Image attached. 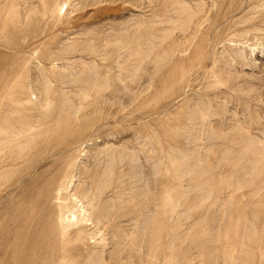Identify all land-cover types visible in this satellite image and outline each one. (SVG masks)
Listing matches in <instances>:
<instances>
[{"label": "rangeland", "instance_id": "374dc122", "mask_svg": "<svg viewBox=\"0 0 264 264\" xmlns=\"http://www.w3.org/2000/svg\"><path fill=\"white\" fill-rule=\"evenodd\" d=\"M40 1L0 0V19L5 17L0 20V85L8 77L6 72L11 81L8 102L5 98L7 119L19 130L20 120L29 116L37 127L31 135L35 142L17 158L15 167H9L14 172L9 170L0 187V264L7 260L9 264L13 254L33 246L32 238L45 235L46 230L48 235L54 232L50 238L72 249V260L102 250L105 262L88 264H161L173 252L186 264L188 240L183 238L197 237L199 228L194 219L201 163L207 162L212 173L221 170L219 164L225 167L222 172H234L232 167L238 166L237 173L244 174L247 184L244 190L250 193L246 200H257L254 191L264 186V19L260 17L264 0L244 3V10L232 18L238 21L248 13L245 18L251 17L243 24L251 25L250 30L237 38L233 51L223 43L213 44V0H90L68 15L77 2L72 0L62 13L64 24L53 29L44 20L36 21L43 6ZM48 1L56 10L64 0ZM238 2L234 0L232 7ZM32 4L34 9L27 10ZM4 5L13 7L8 15ZM181 75H186L182 84ZM218 124L226 132L223 141L214 139L209 129ZM55 173L60 179L71 176V182L57 191L59 198L51 203L49 197L48 201L43 194L36 195L43 181ZM216 177L211 179L214 185L207 186L212 188L210 201L225 196L217 195ZM87 183L93 188L88 195L84 193ZM72 194L77 200L69 198ZM237 194L228 209L222 201L210 206L216 212L214 230L191 244V264H204L200 246L206 239L215 245L217 238L236 235L232 228L221 237L216 231L223 210L230 213ZM261 194L264 201V188ZM90 197L94 200L88 205ZM60 199L62 204L57 206ZM80 205L88 209L84 217L89 212L94 216L78 225L81 230L70 226L75 222L72 211ZM258 205L252 210L263 207ZM98 207L110 212L97 225ZM10 208L17 209L16 215ZM185 210L190 220L185 219ZM257 214L263 217L264 211ZM16 228L19 235L8 242L7 230L14 233ZM248 234L254 241L251 251L264 244L263 225L249 224ZM153 244L162 256L158 260L149 254ZM232 246L231 250L238 247ZM208 258L205 264H214Z\"/></svg>", "mask_w": 264, "mask_h": 264}, {"label": "bare ground", "instance_id": "6f19581e", "mask_svg": "<svg viewBox=\"0 0 264 264\" xmlns=\"http://www.w3.org/2000/svg\"><path fill=\"white\" fill-rule=\"evenodd\" d=\"M63 1V0H62ZM61 1V2H62ZM72 0H64L61 5H57L58 8L55 10V9H51L49 4H48V0H44V1H40L43 3V6L41 4V15L37 14V17L39 16V18L36 20V21H42L44 20V22L46 23V25L50 26L52 29L54 27H56L58 24H64L63 23V17H62V13H63V10L65 5H69L70 2ZM90 1V0H77V2L75 4H71L73 5L72 9L70 10V13L71 14L73 11H77V10H80V9H83L85 8L88 4L87 2ZM234 0H213V4L211 5V7L214 9V20L211 24V27H210V31L211 33L213 34V44H217V45H220L221 43H223L224 47H227L229 50L233 51V47H237V45L239 43H234V42H239L240 39H237L241 36H244L247 34V32L250 30V26H243V24H246L247 21H249L251 19L250 18H245V17H248V14L244 15L243 17L239 18L238 21H232V18L235 16V14H238V10L242 9L244 10V3L250 1V0H239L238 4L236 7H232V3H233ZM58 2V1H57ZM56 2V3H57ZM51 3V2H50ZM40 4V3H39ZM58 4V3H57ZM31 5V4H30ZM33 5V4H32ZM244 5V6H243ZM34 6H31V8L29 7L27 10H31V9H34ZM56 6V7H57ZM248 6V5H247ZM40 7V8H41ZM52 7V5H51ZM55 7V8H56ZM4 11H6L7 15L8 13L11 12L12 10V6L10 7H7L4 5ZM36 8V7H35ZM3 10V8H2ZM22 10V9H21ZM67 10V9H66ZM1 11V10H0ZM241 11V10H240ZM13 12V11H12ZM22 12V11H21ZM26 11H23L22 14L24 13L25 14ZM27 13V12H26ZM67 13V12H65ZM260 13H262V11H260ZM4 15V13H2ZM23 14V15H24ZM29 14V13H28ZM263 15V16H262ZM260 15V17H262L264 19V13ZM5 16V15H4ZM8 17V16H7ZM6 17V18H7ZM36 17V16H35ZM34 17V18H35ZM5 19V17H2L1 19ZM33 18V17H32ZM33 18V19H34ZM247 20H245V19ZM0 19V20H1ZM8 19V18H7ZM66 20V18H65ZM29 21V20H28ZM35 21V20H34ZM207 21V20H206ZM6 22H8L6 20ZM65 22V21H64ZM13 23V22H12ZM16 23V22H15ZM68 23V22H67ZM229 36V37H228ZM235 44V45H234ZM259 48V47H258ZM256 50V48H255ZM254 50V51H255ZM259 50V49H258ZM256 52H258L256 50ZM260 52V51H259ZM262 52V51H261ZM233 56V55H232ZM257 56V55H256ZM3 72V71H2ZM1 73V72H0ZM6 76H8L6 79L4 78V80H1V85H0V187L2 185H5V181L7 180L6 176H8L9 174V170L13 171L14 172V168L13 170L12 169H9V167H15L16 165V161L17 158H20L25 150L27 148H29L28 146L31 144V143H34L35 142V138L34 136H31L32 135V130H33V127L36 129L37 127H35V125H33L28 118H30L28 115V117L25 118V116L23 117V120H16L17 122H20L21 124V129H16V127L12 128V124L10 125V121H8L7 117H9L7 115V103H6V100H7V96L9 95L8 93V87L11 83L10 79H9V72H6ZM3 75V74H2ZM4 76V75H3ZM215 76V75H214ZM186 78V75H181V77L179 78V82L182 84V80ZM1 79V78H0ZM176 81V83H178V81L176 79H174ZM220 80V79H219ZM170 81V80H169ZM185 82V81H184ZM11 88V87H10ZM10 91V90H9ZM45 91V90H44ZM6 98V100H5ZM26 100V99H25ZM44 100H46V97L44 98ZM48 101V100H47ZM8 102V100H7ZM9 112V111H8ZM37 116V115H36ZM35 121L37 122V120L35 119ZM14 122V121H13ZM16 122V123H17ZM23 123H25V125H23ZM39 123V122H38ZM15 124V123H14ZM18 124V123H17ZM19 125V124H18ZM16 125V126H18ZM29 125V126H28ZM28 126V127H27ZM48 126V125H47ZM49 128V127H48ZM206 128V127H205ZM210 129V132L211 134L213 135V138L216 139V140H221L223 141L224 137H225V134L226 132L221 128V126L218 124V126L214 127L213 125H211L209 127ZM48 131V130H47ZM36 132V131H34ZM47 134V132H45ZM42 134V133H41ZM228 135V134H227ZM231 137V136H230ZM228 137V138H230ZM46 138V136H45ZM227 138V136H226ZM225 138V140H226ZM24 139V140H22ZM206 139V138H205ZM228 141V140H227ZM49 141L47 140V143ZM200 142V141H199ZM204 142V141H203ZM225 142V141H224ZM223 142H220L218 143V146H221ZM80 145H83L80 143ZM79 145V146H80ZM31 147V146H30ZM39 148V147H38ZM79 148V147H78ZM32 149V148H31ZM75 149V148H74ZM34 150V148L32 149ZM37 151V149L35 150ZM39 151V150H38ZM29 152H32L31 150ZM13 154V155H12ZM31 154V153H30ZM38 154V153H37ZM6 155H12V158L8 157L6 158ZM29 155V153H28ZM33 155V154H32ZM55 155H58V154H54L53 156ZM31 156V155H30ZM30 156H26L30 159ZM34 156H35V152H34ZM24 156V159L26 158ZM27 158V159H28ZM33 158V157H32ZM67 158V157H66ZM20 161V159H19ZM18 161V162H19ZM23 161V160H22ZM220 161V160H219ZM23 162H26L25 160ZM29 162L31 161H28L26 164H29ZM63 163H65L63 161ZM241 163V162H240ZM21 164V163H20ZM242 164V163H241ZM63 165V164H62ZM208 164L207 162L202 164L201 163V167L199 169V183H197V187H198V191H197V196H196V201L198 202L197 204V207H198V210H197V213H196V216H195V221H194V226L195 227H198V230H197V237L195 236L194 238H189V235L186 234L184 236L183 239H185L186 241L188 240V244L186 243L185 246L187 249L186 251H184V260H185V263L186 264H191V260H190V254H189V248L191 246V244H193V242H195L196 240H198L197 243H199V240L200 239H203L206 237V235L210 232L213 233V230H214V224L212 223L213 220H214V216L216 214V212L212 209H210L211 207L210 206H215L216 203L218 201H222L223 202V205H225V207H227L228 209V205H230V202L231 201V198L233 196H235L236 193L237 196H236V202L235 203H232V209L230 211V213L227 212V209H224L223 210V213H222V218L220 219V222H219V227L216 231V235L218 237H221V233H225L224 235H228L229 234V229H235L236 230V235L233 237H230V238H227V237H223L222 239L220 238H217L216 239V242H215V245L218 244V246L215 247L214 244H211L212 242H210L208 239H206L200 246V261L201 263H206L205 261L207 259H209L208 257H211L210 259L214 260V264H264V244H258L256 245L255 248H253L254 251H251V244H254L252 241V239L249 237L250 235L248 234V231H249V224H252V226L254 225L255 227H258L259 224L263 225L264 226V216L263 217H258V214L261 210L264 211V201L262 200V194L260 195V191L264 188V186H261L259 187L257 190L254 191V195H258V199L257 200H246L248 197H249V192L245 191L244 189L247 187V184L244 183V179H242V177H244V174H238L237 173V170H238V166L237 167H232V169L235 168L234 172L231 171V169L228 171L225 170L222 172L223 170V167L224 166H221V164H219V167H222L221 170L217 173H212L211 171L208 170L207 168ZM235 166V165H234ZM17 167V166H16ZM27 167V166H26ZM29 169V165L27 167ZM26 168V169H27ZM225 168V167H224ZM60 169V168H59ZM61 169H63L61 167ZM11 172V173H13ZM58 172V171H57ZM112 172V171H111ZM27 173V172H26ZM60 173V172H59ZM83 173V172H82ZM36 174V172H35ZM38 174V173H37ZM54 173H52L53 175ZM57 173H55L54 176L52 177H49L47 180L43 181L42 183V186L40 189L37 190V197L42 195L43 194V197H49L50 199H55V198H59V197H56V193L57 191H60L63 187H69L70 185V182H71V176H64L60 179V176H57L56 175ZM62 174V173H61ZM112 174V173H111ZM237 174V175H236ZM63 175V174H62ZM217 176L216 179L217 181L219 182L218 184L220 185V187H218V191H217V195L218 193H225V196L221 197V196H218L217 198H214L212 201H210V197L212 196V188H209L207 189V186L209 187H212L214 185V183H212L211 185V182L213 179L214 176ZM10 176V175H9ZM29 177V176H27ZM26 177V178H27ZM36 177V175L34 176ZM38 177H40V175H38ZM38 177L36 178V180L38 181ZM44 177V175H43ZM48 177V176H47ZM69 177V178H68ZM25 178V179H26ZM41 178V177H40ZM39 178V180H40ZM74 180V179H73ZM37 181L35 183H37ZM27 182V180H26ZM83 182V181H82ZM255 182V181H254ZM257 182V181H256ZM259 182V181H258ZM25 183V181H24ZM32 183V182H31ZM28 184V182L26 183ZM25 184V185H26ZM33 184V183H32ZM36 185V184H35ZM256 185V184H255ZM34 186V185H33ZM39 186V185H38ZM74 186V185H73ZM78 186V185H77ZM80 186V185H79ZM76 187V188H81L82 187ZM29 187H32V186H28ZM35 187V186H34ZM33 187V188H34ZM28 188H25L23 190V194H27V191H28ZM91 188L92 187H89L88 183H87V187H85V191L84 193L85 194H90L91 192ZM95 188V187H94ZM188 188V187H187ZM191 189V188H190ZM194 189V188H193ZM196 189V187H195ZM253 189V188H252ZM35 190V189H34ZM46 190V192L44 193V191ZM92 191H93V188H92ZM183 191V190H182ZM188 189H187V193H185V190H184V196H186V200H185V205H189L187 204V195H188ZM191 191V190H190ZM241 191V192H240ZM7 192V191H6ZM35 192V191H34ZM214 192V191H213ZM4 193V192H3ZM227 193V194H226ZM6 194V193H5ZM46 194V195H45ZM60 195V193L58 192L57 193V196ZM264 196V195H263ZM49 198H48V201H49ZM62 198V196H61ZM70 199H73V200H77V197H75V194H72L69 196ZM36 199V197H35ZM34 199V200H35ZM45 199V198H44ZM64 200V198H62ZM62 199H60V202L58 201V203L56 204L57 206H59L58 204H62ZM233 199V198H232ZM58 200V199H57ZM56 200V201H57ZM66 200V199H65ZM94 200V198H89V201H88V205L91 204V202ZM6 201V200H5ZM4 201V203H5ZM47 201V199H46ZM51 203H54V201ZM210 201V203L208 202ZM21 204H22V201H20ZM20 202H19V205H20ZM24 202V201H23ZM209 204H208V203ZM16 203V202H15ZM66 203V202H64ZM25 204V203H24ZM97 204V203H96ZM255 204H262L263 207L262 208H256L255 210H252V206L255 205ZM18 205V204H17ZM18 205V206H19ZM23 205V204H22ZM26 205V204H25ZM24 207L26 208L27 206ZM84 205V204H83ZM99 204H97L98 206ZM8 206V204H7ZM55 206V205H54ZM82 205H80L79 207V210L77 211H72V216L74 219H72L73 221L75 220V222H69L70 226H77V227H80V230L82 229V226H78L79 224H81L82 222L84 221H87V220H91L92 219V216L93 214H91L89 212V217L86 218L84 217V213L88 211V209L86 207H81ZM95 206V205H94ZM92 206V207H94ZM221 206V205H219ZM259 206V205H258ZM32 207V206H31ZM18 208V207H16ZM23 208V209H25ZM188 208V207H187ZM217 208V207H216ZM15 209V208H14ZM27 209V208H26ZM57 209V208H56ZM196 209V207H195ZM222 209V207L220 208ZM11 210V208H10ZM17 210V209H15ZM14 210V211H15ZM31 210V209H30ZM59 210V208H58ZM217 211L219 209H216ZM12 211V210H11ZM14 211H12L14 214ZM186 211V210H185ZM190 211V210H189ZM18 212V211H17ZM22 212V211H21ZM32 212V211H31ZM109 212L108 213L105 211V207H98L97 208V213H95L94 215L96 216L97 218V225L99 224V220L103 217H107L109 215ZM222 212V211H221ZM220 212V213H221ZM16 213V212H15ZM219 213V211H218ZM217 213V214H218ZM27 214V213H26ZM57 214V213H56ZM81 214H83V217H79L81 216ZM185 214V219L186 220H190V217H192L189 213H187V211L184 213ZM9 215V213H8ZM8 215H7V218H8ZM16 215V214H14ZM31 215V214H30ZM60 216L62 214H59ZM87 215V216H88ZM232 215V216H231ZM29 216V215H28ZM20 217V216H18ZM23 217V216H22ZM94 217V216H93ZM231 218V219H226V218ZM6 218V219H7ZM11 218V216H10ZM13 218V217H12ZM62 218V217H61ZM233 218V219H232ZM18 219V218H17ZM16 217H15V222L13 224L16 223ZM20 219V218H19ZM59 219V218H58ZM64 219V218H63ZM184 219V218H183ZM14 220V219H13ZM13 220H11L13 222ZM93 220V219H92ZM5 221V220H4ZM3 221V222H4ZM6 221H9V219H7ZM10 221V222H11ZM19 221V220H18ZM17 221V222H18ZM61 221V219H60ZM64 221V220H63ZM219 221V220H218ZM27 222V221H26ZM65 222V221H64ZM8 223V222H7ZM23 223V222H22ZM66 223V222H65ZM94 223V222H93ZM62 224V222H61ZM85 224V222H84ZM88 224V222H87ZM9 225V224H8ZM17 225V224H16ZM68 225V226H69ZM92 225V224H91ZM89 225V226H91ZM22 226V225H21ZM25 226V225H24ZM23 226V227H24ZM52 226V225H51ZM7 227V225H6ZM62 227V225H61ZM86 227V226H85ZM262 227V226H261ZM22 228V227H21ZM40 228V226H39ZM38 228V229H39ZM67 228V226H64L63 229ZM84 228V226H83ZM91 228V227H90ZM93 228V227H92ZM30 229H31V226H30ZM35 229V228H33ZM32 229V231H33ZM74 229V228H73ZM215 229V230H216ZM254 229V228H253ZM90 230V229H89ZM98 230H101L100 227H97V231ZM257 230V229H256ZM260 230V229H259ZM21 231V230H20ZM36 231V230H35ZM38 231V230H37ZM41 231V230H40ZM44 231V230H43ZM42 231V232H43ZM79 230H75L73 231V233H79L78 232ZM85 231H87L85 229ZM195 231V230H194ZM11 231L10 230H7V233L8 234V238H7V241L10 242V241H13L17 236L16 235H19V234H15V233H19V230L16 228L13 230L14 233H10ZM34 232V231H33ZM63 232V231H62ZM35 233V232H34ZM53 233L54 232H51L50 235H48V231L46 230L45 232V235H42L40 237H38V235H36L38 238H32L34 240V245L31 246V245H28L27 248L23 249L22 250V253H21V250H20V253L19 255H14L13 254V257H12V260L10 259V262H8L9 264H88L89 262H97V263H102L105 259L103 257V253L98 251L96 252L95 249L90 253H82L84 254V256H82L80 259H77V260H72L70 258V253H71V250L72 249H67L65 246L61 245L62 242H60L56 237H53V238H50L49 236H53ZM87 233V232H85ZM85 233L83 236H85ZM96 233V231H95ZM94 233V234H95ZM235 233V232H234ZM233 233V234H234ZM258 233V232H257ZM13 234V235H11ZM24 234V233H23ZM39 234V233H38ZM63 234V233H62ZM260 234V233H259ZM82 235V234H81ZM87 235V234H86ZM90 235V234H89ZM92 235V234H91ZM261 235V234H260ZM33 236V235H32ZM88 236V235H87ZM113 236H116L115 234H113ZM259 236V235H258ZM31 237V236H30ZM29 237V238H30ZM63 236H61L62 238ZM82 237V236H80ZM86 237V236H85ZM84 237V238H85ZM92 237V236H91ZM21 238V237H20ZM29 238H28V242L29 241ZM83 238V237H82ZM216 238V237H215ZM13 239V240H11ZM63 240V239H62ZM61 240V241H62ZM117 240H120V237H117ZM173 240V239H172ZM259 240V238H258ZM6 241V239H5ZM20 241V240H19ZM91 241V240H90ZM181 241V240H180ZM185 241V242H186ZM219 241V243L217 242ZM27 242V243H28ZM32 242V241H31ZM172 242V241H171ZM175 242V241H174ZM260 241H258L259 243ZM6 242L3 243V245L5 244ZM231 243L232 244H235V246H232L233 247H237V248H234L233 250H231ZM31 244V243H30ZM174 244V243H173ZM19 245V244H18ZM17 245V246H18ZM26 245V244H25ZM180 245V243H179ZM194 245V244H193ZM214 245V246H212ZM2 246V245H1ZM154 247H151L149 248V254L151 256V258H153L154 260H158L159 259V252H157V246L155 247V244H153ZM172 246V245H171ZM13 247V245H12ZM174 247V246H172ZM184 247V246H183ZM253 247V246H252ZM168 249L169 246H167ZM199 248V247H198ZM84 249V248H83ZM123 249V246L119 248L120 251H122ZM165 249V248H164ZM176 249V248H175ZM231 251H230V250ZM11 250V249H10ZM166 250V249H165ZM192 250V249H191ZM256 250V251H255ZM257 250H259V252H257ZM87 251V250H86ZM176 251V250H175ZM19 252V251H18ZM26 252V253H24ZM80 252V251H78ZM95 252V253H94ZM168 252V251H167ZM177 252V251H176ZM183 252V251H182ZM17 253V252H16ZM15 253V254H16ZM258 253V255L256 254ZM7 254V253H6ZM5 254V255H6ZM10 254V253H8ZM18 254V253H17ZM189 254V255H188ZM4 255V256H5ZM251 255L253 256L252 259L250 260L251 258ZM256 255V256H255ZM3 256V258H4ZM11 256V254H10ZM213 256V257H212ZM162 257V256H160ZM106 258V257H105ZM192 258V257H191ZM9 259V258H8ZM153 259H151V263L153 261ZM114 260V259H113ZM2 260H0V263ZM9 261V260H7ZM6 261V262H7ZM183 261V260H182ZM5 262V264H6ZM105 262V261H104ZM4 263V262H3ZM184 263V262H182ZM153 264V263H152ZM161 264H181V259H179V257L177 258L175 255H174V252L173 254H170L168 255L167 253V256L165 255L164 259L162 258V261H161Z\"/></svg>", "mask_w": 264, "mask_h": 264}]
</instances>
